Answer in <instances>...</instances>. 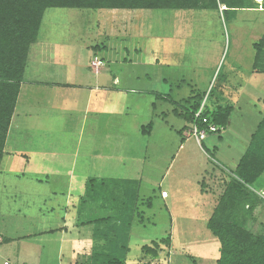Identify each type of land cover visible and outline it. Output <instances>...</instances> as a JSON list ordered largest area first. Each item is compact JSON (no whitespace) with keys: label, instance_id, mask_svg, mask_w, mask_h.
Listing matches in <instances>:
<instances>
[{"label":"rangeland","instance_id":"374dc122","mask_svg":"<svg viewBox=\"0 0 264 264\" xmlns=\"http://www.w3.org/2000/svg\"><path fill=\"white\" fill-rule=\"evenodd\" d=\"M261 3L257 2V9L240 10L225 21L214 10L48 8L44 11L38 39L30 47L32 56L38 51L44 53L45 59L56 53L69 54L68 71H60L69 76L68 81H73L70 60L79 58L84 62L85 56L91 59L98 54L106 62L98 73L87 72L91 79L97 75L99 79L112 81V76L117 75L121 81L119 87L137 90L150 87L157 96L150 104L144 95L130 94L129 113L134 110L138 113L127 125L129 129L122 127L126 134H115L117 128L107 134L100 118L89 123L92 118L89 117L82 138L90 134L93 141L83 142L86 148L77 156L73 170L70 162L58 163L51 153L58 147L61 150L62 141L67 144L62 150L72 155L82 123V102L78 96H72L70 88L62 87L51 101L52 106H49L50 96L45 97L48 101L40 107H26L19 99L18 119L26 135L10 136L6 148L16 151L22 147L28 151L26 174L29 172L38 183L27 184L39 185V193L32 194L33 189L27 187L25 197H13L9 201L2 194L0 197V209L5 201L10 205L0 214V222L7 227L9 236L15 237L11 258L16 263L76 264L79 254L89 252L90 229L77 226L74 218L77 210L95 208L90 202L83 208L77 203L78 196L85 191L82 179L88 175L86 178H126L140 183L125 264H215L219 242L206 227V220L225 180L229 179L225 169L234 170L264 112V73L251 69L252 43L264 33ZM95 44L99 45L98 50L91 48ZM53 67H48L52 73ZM60 71L58 78L63 77ZM87 73L81 68L78 78L88 76ZM29 75L27 68L24 77ZM53 75L48 79L54 80ZM24 90L28 93L29 86L22 93ZM190 95L199 96L200 104L204 100L205 108H212L217 100L232 103L234 109L227 127L219 134L207 133L199 143L191 132L190 137L182 140V134L175 131L185 122L172 113L178 106L171 100L182 98L178 103L189 106L185 100ZM119 102L125 104L123 100ZM113 104L112 100L94 101L91 110L109 111ZM22 111L25 113L21 114ZM148 123L151 130L146 136L142 134V126ZM115 124L120 127L119 121ZM38 149L46 151L40 154L48 159L35 156ZM18 160L16 155H4L0 170L19 166ZM68 180L75 207H69L66 213L57 206L53 212L47 210L50 204L55 206L56 201L63 203V200L56 193L44 204L41 192L47 197L51 190L58 194L65 192ZM260 180L253 185L260 202L253 218L245 224L255 232L264 225L259 224L264 222V197L258 193L264 194V174ZM1 185L0 179V193L5 188ZM162 188L173 194L167 204L158 200ZM25 200L34 203L23 205ZM62 214L66 217L64 222L59 218ZM168 235L169 248L157 256L142 252V245ZM23 236L27 237L19 238Z\"/></svg>","mask_w":264,"mask_h":264},{"label":"trees","instance_id":"16d2710c","mask_svg":"<svg viewBox=\"0 0 264 264\" xmlns=\"http://www.w3.org/2000/svg\"><path fill=\"white\" fill-rule=\"evenodd\" d=\"M257 2H262L264 10V0H0V169L12 115L25 80L30 47L38 39L46 9L214 10L225 21L235 17L240 10L257 9ZM252 47V72L264 73V33L252 43ZM171 101L178 106L172 109V113L185 122L176 131L180 135L186 130L191 132L194 126L205 130L206 134H219L227 127L234 109L232 103L217 100L212 108L203 106L196 116L200 107L199 96L190 95L185 100L189 106ZM210 126L215 130L211 131ZM150 130L151 123L142 126L143 135H148ZM225 171L230 174L229 179L225 180L222 193L206 220V227L219 242L215 264H264V225L259 232L245 226L260 202L253 185L259 184L264 174V112L234 170ZM139 188L138 180L86 178L84 194L78 196L77 203L83 208L90 202L95 208L77 210L74 218L77 226L90 229L91 247L89 252L78 255L76 264H125ZM70 207H75L73 198ZM0 236L1 242L14 240ZM170 243L168 235L142 245L141 250L144 254L157 256L169 248Z\"/></svg>","mask_w":264,"mask_h":264},{"label":"crops","instance_id":"0c3cea01","mask_svg":"<svg viewBox=\"0 0 264 264\" xmlns=\"http://www.w3.org/2000/svg\"><path fill=\"white\" fill-rule=\"evenodd\" d=\"M256 2V1H255ZM262 8V7H261ZM263 10V8L261 9ZM101 46L104 48L105 45L101 43ZM92 48V47H91ZM100 47H95L94 49L98 50ZM30 53H29V59H28V63H27V67L28 71L30 72L31 75H29L28 77L24 78V82L21 84L20 87V92L17 98V104L16 106H18L19 103V99L20 102L22 103V105H25L26 107L28 106H42L44 101H48L47 99H45L46 96H50V100H49V106H52L51 101H54V97L58 94H60V90L62 89V87L64 88H70L71 89V93L72 96H78L76 97L77 99H80L82 104L80 106V111L81 112V118H82V123L80 126V132L79 135L76 138V145L73 147L72 146V155L70 153H67L65 151H63L65 149L64 143L61 141L60 143V147L61 150H59L58 148L56 150H54L53 153H51V157H53L55 160H57L58 163H63V162H67V164L70 162V166L71 169L73 170V166L76 162L77 156L80 155L82 148H86L85 143H91L93 141V137L90 134H87L84 138H82V130L85 127L86 130V126H88V119L89 117H92L91 120L89 121V123L95 121H98V118H100V122L106 125V133H110V131L114 132L116 130V128L118 129L117 132L115 134H119L124 132V128H122L123 126L125 128L129 129V123H131V119H134L136 117V114L138 112H136L135 110L132 113H129V111H131L132 109H129V104H127V100L128 98H132L130 94H136L138 96H145L147 99H149L148 102H150V104L152 103V99L155 98V96H157V92L155 89L152 88H141V90H137L135 88H131V87H119V84L121 83L119 76L117 75H113L112 76V81H106V78H101L99 79V77L97 78V75H95L96 79H91L90 74L88 75V73L90 72H94V73H98L101 69V66H95L92 65V61L94 60L95 57L101 59L104 64L106 62L105 58H103L102 56L95 54L93 56V58L89 59L87 58V56L84 57V62H81L80 59H73L70 60V64L73 68L72 72H73V81H68L69 80V76H65V72L60 71L65 69L66 71H68V63L67 61L69 60L68 56L69 54H57L52 56L49 59H45L44 58V53H41L40 51L36 52L35 56H32L30 58ZM51 59V60H50ZM89 59V60H88ZM47 60V61H44ZM53 60H55L54 62H52ZM80 61V62H79ZM89 61V62H88ZM67 63V64H66ZM45 64H47V66H45ZM54 66L52 71L53 73L50 71V69L48 67L50 66ZM61 68V69H60ZM84 69V71L87 73L88 76L86 75H82L81 78L79 77L78 72L80 71V69ZM99 70V71H98ZM60 71V73L63 74V77L58 78L57 76V72ZM26 72V71H25ZM70 73V72H69ZM54 74V75H53ZM52 75L54 76V80L52 79H48V78H52ZM68 75V74H67ZM77 76V78H76ZM75 77V78H74ZM94 80V81H93ZM26 85L29 86L28 93H25L24 90V94L22 93V89L24 87H26ZM66 85V86H65ZM68 86V87H67ZM169 96V95H168ZM182 98H177V99H173L176 102L181 101ZM75 100V98H74ZM109 100H112L114 102L113 107L108 111V110H91V104L92 102H107ZM119 100H123L124 101V105H120L121 102H119ZM180 103V102H179ZM117 107L120 108V110L117 109ZM25 112L22 111L21 114H23ZM20 116L19 110L17 111V108L15 107L14 113L12 115V119H11V124L7 133V138L5 141V146H4V155H16L17 158H19L18 165L19 166H14L11 167L10 169H6L5 171L1 170L0 172V179H1V187L4 188V192L0 193V197L3 195L5 196V200L8 199H12L13 197H17V198H21V197H25L26 193L25 191L27 190V187L32 188L33 191H31L32 194L35 193V195H38V187L37 186H29L27 184V182L29 183H38V180L32 176H30V173L27 172L26 174V166H27V161H28V156L25 149H22V147H17L18 149H16V151H11L9 148H6V145L8 146L10 143V136H13L14 134H16V137H18V135L20 134H25V130L20 127L21 126V121L18 119ZM98 117V118H97ZM115 121L117 123V121L120 122V127L118 125L115 124ZM127 123V124H126ZM14 124L16 126V128H14ZM12 125V126H11ZM93 125V124H92ZM128 125V126H127ZM103 126V125H102ZM19 128V131H18ZM92 130V129H90ZM110 130V131H109ZM99 131L101 132V127H99ZM176 132V131H175ZM125 133V132H124ZM105 134V133H104ZM126 134V133H125ZM147 136V135H146ZM149 136V135H148ZM183 136V140L184 138H188L190 137V130H186L182 133ZM58 143V141H56ZM85 142V143H83ZM17 144V143H16ZM13 146H16L15 144ZM18 146V144H17ZM88 146H91L90 144ZM182 145H180L179 147H181ZM63 149V150H62ZM35 150V148H34ZM39 150V154H35V156H40L42 159L43 158H47L48 156L46 155V157H44L42 154H45L46 151H43L42 149H38ZM38 152V151H37ZM44 152V153H43ZM32 155H34V153H30ZM70 158H72V160H70ZM11 164V162L9 163ZM24 167V169L22 170V168ZM68 171L69 176H71L72 170ZM53 175L58 176V174H56V172L53 173ZM55 176V177H56ZM60 176V175H59ZM86 177L83 178L82 180L86 181ZM69 183L70 181L68 180V185L67 188L65 190V192H59L60 194H58V192H55L53 190H51L49 192L50 195H48L45 192H41L40 194V198L42 200V203L46 204V199L49 198L50 196L53 197L56 195H59L62 197L63 203H59V201L55 202V206L50 204L47 207V210L50 209L49 211L53 212L54 208L57 206L58 208H60V211L63 213H66V209H68L70 207L71 204V199L72 196L69 193ZM162 189H166V188H162ZM160 189V190H162ZM3 190V189H2ZM159 190V192H160ZM167 190V189H166ZM168 191V190H167ZM2 194V195H1ZM160 194V193H158ZM158 194H157V199H158ZM20 195V197H18ZM173 194L168 191V197L163 199L160 197L158 200H161L164 204L168 203V201H172ZM29 199H32L31 197H29ZM6 202V201H5ZM4 202V207L2 209H0V214H3L2 211L5 208H9V202ZM26 202V204L24 203ZM29 203H34L33 200H25L23 201V205H27ZM2 204V203H0ZM18 205V204H17ZM20 206V205H19ZM39 209V206H38ZM6 212V209H5ZM60 212V213H61ZM61 222H64L65 220V214H62V216H59ZM65 227L64 225H62V228ZM60 228V227H58ZM57 228V229H58ZM249 228V227H248ZM251 229V228H249ZM0 234L9 236L10 234L7 232V227L3 224H1L0 222ZM13 239H15V237H12ZM13 241V240H12ZM12 241L10 242H1V236H0V258L2 260V264L3 262H8L9 264H18L16 263V259L15 258H11L12 257ZM19 251V250H18ZM18 251L16 253V256L18 254ZM18 262V261H17Z\"/></svg>","mask_w":264,"mask_h":264},{"label":"built area","instance_id":"2783aa9c","mask_svg":"<svg viewBox=\"0 0 264 264\" xmlns=\"http://www.w3.org/2000/svg\"><path fill=\"white\" fill-rule=\"evenodd\" d=\"M92 65H95V66H102L103 65V61L97 57L94 58V60L92 61ZM204 106V100L202 101V103L200 104V107L198 109V111L196 112V116L199 115V113L201 112L202 108ZM211 131H214L215 130V127L213 126H210L209 128ZM191 134L193 135V137L195 138V140L199 143L200 140L204 139V137L206 136V131L205 130H199L197 129L196 126H194L192 128V131H191ZM262 197H264V194L260 191L258 192ZM160 197L165 199L168 197V191L166 189H162L160 191ZM4 264H8L7 262H5Z\"/></svg>","mask_w":264,"mask_h":264}]
</instances>
